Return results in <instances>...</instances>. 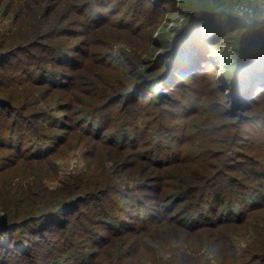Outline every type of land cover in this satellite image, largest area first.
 Returning <instances> with one entry per match:
<instances>
[{
	"label": "trees",
	"instance_id": "trees-1",
	"mask_svg": "<svg viewBox=\"0 0 264 264\" xmlns=\"http://www.w3.org/2000/svg\"><path fill=\"white\" fill-rule=\"evenodd\" d=\"M159 5L160 0H80L75 5L79 17L76 24L82 29L79 33L53 29L56 23L52 22L41 36L33 34L31 29L16 31L15 27L9 34L2 35L0 69L7 64L12 67L15 62L18 65L12 70L11 84L17 81L18 86L27 84L31 92L33 87H40L43 91L63 93L57 100L66 98L68 104L54 105L48 111H32L29 114L18 107V112L14 114L16 116L9 118L5 110H12L14 106L0 98V148L5 154V157L0 158V174L12 165V160L8 158L10 155L24 161L47 160L69 144L79 132L117 150L122 156H136L129 164L137 158L145 159L155 165L157 171L183 161L200 159L201 150L183 155L180 146L184 131L177 122L181 115L209 114L204 117L203 123L205 126L213 125L211 121L215 119L209 117L212 116V110L207 105L209 99H206V94L190 87L192 82L202 78L199 73L212 61L204 52L213 45L210 46L208 39L199 44V49L193 48V45L189 50L184 47L194 39L195 43L199 41L198 36L215 39L220 33H228L236 27L241 29L242 39L247 34L250 38L252 31L238 25L236 20L240 19L220 14V17L207 21L201 18L188 24L182 37L171 41L168 57L157 76L146 78L141 75L127 87L123 85L121 90L104 91L92 78L83 75L86 66L82 62L88 57H91V67L100 63L105 72H120L126 65L130 67L126 74L135 71V62L129 57L120 59L114 56L112 50L101 54L97 47L92 51V44L78 38L93 36L100 26L110 25L122 31H132L143 20L157 14ZM102 7L108 9L101 10ZM227 16L231 17V22L226 21ZM189 32L188 41L183 43ZM59 36L66 39L58 41ZM40 39L57 40L61 44H41L38 41ZM65 40L68 41L62 44ZM253 44V40L249 39L246 49L248 46L251 49ZM246 49L243 42L240 48L235 47L240 67L236 79L229 81L233 90L232 98L238 100V103L234 102L238 108L248 107L255 95L262 96L256 90L250 96L258 76L262 81L257 83L256 89L264 92V46L260 50L254 49L251 60L249 53H243ZM97 54L102 58L99 61L94 60ZM159 58L155 63L160 62ZM168 60H171L169 64ZM248 66L254 74L252 77L244 70ZM89 73L93 77L98 74L93 67ZM5 75L10 76V73ZM2 78L4 75L0 71V83H4ZM74 90H79L78 94L70 101L69 94L77 92ZM225 103L229 104V100ZM258 119L264 120L262 117ZM261 125L257 128H261H258L259 132L264 135V122ZM240 132L233 133L235 137L230 140L229 133L219 138L215 126L211 129L198 127L200 136L206 138L214 135L212 141L219 144L214 156L216 159L208 166L211 173H208L206 185L196 189H180V193L163 198L157 199L151 194L147 197L139 195L142 193L137 190L132 192L128 187H117L119 184L115 183L111 173L113 167L108 165L104 166L107 175L104 181L100 180V176L99 180L87 181L101 186L94 190L90 187L79 189L74 184L68 186V183L49 190L42 181L34 186L27 181L20 186L23 192L18 198V220L8 219L4 214L0 217V220L7 219L9 223L5 231L0 230L1 264L7 261H13V264H40L41 256L47 259L45 264H92V256L95 257L98 248L109 245L113 237L135 235L139 227L148 229L155 223L173 220L190 230L207 227L220 231L232 223L240 222L246 211L264 203V187H260L264 180V171L260 169L262 166L256 160H251L250 168L246 169L245 161H238L234 156L228 157L233 148L244 147L246 139L240 136ZM95 146L99 147V144ZM227 146L228 154L224 150ZM192 154L195 157L191 159ZM89 156L95 160L92 153ZM225 157L234 164H226ZM110 162L116 161L105 163ZM146 167L148 169V164ZM230 171L232 176L229 175ZM243 174L251 178V183L241 178ZM254 180L256 184L252 183ZM140 185L142 187L135 188H145L142 183ZM24 190L28 193H24ZM152 190L156 192L159 189L153 187ZM127 191L135 195L129 196ZM23 202H26L25 206L21 205ZM174 207H179L176 211L180 214L179 219L171 213ZM30 211L32 213H28ZM88 248L92 249V256L86 252ZM259 256L258 264L262 262L261 259L264 260V256Z\"/></svg>",
	"mask_w": 264,
	"mask_h": 264
},
{
	"label": "rangeland",
	"instance_id": "rangeland-1",
	"mask_svg": "<svg viewBox=\"0 0 264 264\" xmlns=\"http://www.w3.org/2000/svg\"><path fill=\"white\" fill-rule=\"evenodd\" d=\"M79 1L0 0V39H3V34H9V31L14 27L16 31L19 29V31L26 32L31 29L34 31L33 34L41 36L52 22L56 23L53 29H65L79 33L82 29L76 24L79 17L75 8ZM157 8L159 9L156 11L157 14H153L151 19L143 20L132 31H122L118 27L110 25L100 26L93 36L78 38L89 45L92 44V51L94 47H97V51L101 54L112 50L114 56H119L120 59L129 57L135 62V71L126 74L125 72L130 68L126 65L124 69H120V72L117 70L105 72L100 63H96L92 67L98 74L97 77H93L89 73L92 67L90 65L91 57H88L82 62L84 67L86 66L83 75L92 78L104 91L121 90L123 85L127 87L129 83L138 80L141 75L146 78L157 76L162 70V63L168 57L167 51L171 41L184 34L188 24L201 18L207 21L213 17H220V14L240 19L233 18L239 22L238 25L246 26L247 30L252 31L253 35L250 38L247 34L242 39V31L236 27L228 33H220L219 37H215V39L198 36L199 41L195 43L194 39L184 47L185 50H189L192 49L189 47L193 45V48L199 49V44L207 42L208 39L210 46L213 45L204 52L212 61L208 63V66H204L202 72L199 73L202 78L198 82H192L190 86L194 90H202L206 94V99H209L207 105L212 110L210 112L212 116L209 117L215 119L211 121L213 125L205 126L206 124L203 123L204 117L209 114L181 115L177 122L182 125V131H184L180 146L183 155H190L196 150H201L200 159L183 161L157 171L155 165L145 159L137 158L135 162L129 164L136 156L133 158L122 156L118 154L117 150L98 143L96 139L88 137L84 132H79L69 144L47 160L24 161L18 159L17 156L10 155L8 157L12 160V165L0 174V217L4 214L8 219L18 220V206L20 205L18 198L22 196L23 192L20 186L27 181L32 184L31 186L42 181L49 190L56 189L64 183H68V186L74 184L79 189L90 187L94 190L101 186L89 184L87 181L99 180V176L100 180L104 181L107 178L105 165L113 167L111 173L115 183L119 184L117 187H128L130 191L137 190L142 193L139 195H147V197L151 194L158 199L167 195H176L180 193V189H196L199 186H205L209 178L208 173H211L208 166L211 161L214 162L216 159L214 156L219 150L216 148L219 147V144L212 141L215 138L214 135H208L206 138L200 136L198 127L211 129L212 126H215L218 128L219 138L224 137V133H229L230 140L235 137L233 133L241 131L240 136L246 139L244 147H235L231 150V154H228L227 146L224 150L228 157L234 156L238 161H245L246 169H248L251 160H256L262 166V168L259 167L261 171H264V135L259 132L261 128H257L264 122V120L258 119L259 117L264 119V92L256 89L257 83L262 79L258 76L252 86L254 88L250 91V96L254 95L255 90L258 91L257 93H262V96L255 95L250 105L242 108H238V105L234 103H238V100L232 98L233 90L229 82L230 79L231 81L236 79L240 67V59L237 62L239 56L235 47L240 48V43L243 42L246 49L249 39L253 40V49L248 46L243 52L246 55L249 53V60H251L254 56V49L260 50L264 46V31L262 30L264 29V0H160V5ZM230 18L227 16L226 21L231 22ZM190 34L191 32L183 43L188 41ZM62 37L59 36L58 41L66 39ZM38 41L41 44L49 43L51 45L60 43L57 40L47 39ZM67 41L65 40L62 44ZM158 58L160 62L155 63ZM99 59H102L101 55L97 54L94 60L99 61ZM170 62L171 60H168V64ZM8 66L7 64L5 68L0 69L4 75L1 81L5 83V85L0 83V98L14 106L12 110H5L9 118L16 116L14 114L18 112V107L21 111L29 114L32 111H48L54 105L68 104L66 98L57 100L63 93L43 91L40 87H33L31 92V87L27 84L18 86V81L11 84L12 70L18 65L15 62L12 67ZM244 70L251 75L250 77L254 75L249 66ZM4 73H10V76H6ZM15 75L18 79V72ZM74 91L77 92L69 94L70 101L78 94L79 90ZM191 95L193 96V93ZM226 100H229V104L225 103ZM225 110L227 112L224 114ZM96 143L99 144V147L95 146ZM140 150L145 149L140 148ZM89 153L93 154L95 160L90 158ZM117 155L122 158L119 159ZM2 157H5V154L0 156V158ZM194 157V154L190 156L191 159ZM112 160L116 162L105 163ZM224 160L226 164H234V162L229 163L231 159L225 157ZM229 175H233L232 171L229 172ZM241 178H245L246 183L251 181V178L245 174ZM141 183L145 185V188L136 189L135 187H142L139 186ZM252 183L256 184V181L254 180ZM153 187L159 190L154 192ZM260 187H264V180ZM130 191H127L129 196L135 195ZM24 193L28 192L24 190ZM146 199L150 201L149 198ZM21 205L25 206L26 202ZM178 209L179 207H174L171 213L173 217L179 219L180 214L176 213ZM28 213H32V211ZM8 225L7 219L0 220L1 231H5ZM143 228H137V233L131 237L111 238L113 240L109 245L102 246L95 251V257L92 256V249L88 248L86 252L92 256V264H258L259 257H261L259 255L264 256V203L258 208L246 211L240 222L232 223L220 231L207 227L190 230L182 223H175L173 220L155 223L148 229L142 230ZM40 258V264L47 262L45 257L41 256ZM261 261L260 264H264V260L261 259ZM5 263L13 264L14 262L7 261Z\"/></svg>",
	"mask_w": 264,
	"mask_h": 264
}]
</instances>
